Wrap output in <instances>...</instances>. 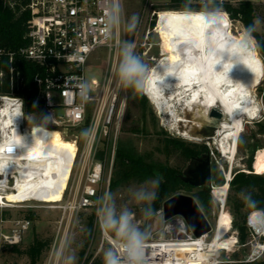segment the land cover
I'll use <instances>...</instances> for the list:
<instances>
[{
  "label": "built area",
  "instance_id": "obj_1",
  "mask_svg": "<svg viewBox=\"0 0 264 264\" xmlns=\"http://www.w3.org/2000/svg\"><path fill=\"white\" fill-rule=\"evenodd\" d=\"M240 1L216 0L219 4H236ZM28 7L32 16L26 34L27 44L17 49L0 47V84L6 79L11 90V94H0V118H3L5 110L9 114L8 124L0 120V146H4L2 153L7 156L17 154L20 147L6 141L11 127L17 124L25 132L33 126L26 124L29 115L24 112L25 98L18 93L25 85L19 67L20 61L24 60L35 67L32 84L36 96L34 111L30 114L41 117L44 122L41 127L57 130L63 139L74 146L72 153L60 154V158L69 163L61 199L67 197L65 209L78 212L93 207L101 196L104 182L109 184L119 143L125 104L120 101L122 86L117 81L115 71L119 62V48L125 38L120 34L118 23L112 20L117 15L118 1L32 0ZM98 48L106 49L108 61L99 79L87 80V62ZM80 84L91 89L86 103L81 98ZM90 128L94 129V134L85 140L82 132ZM9 148H13V152H9ZM29 169L36 170L32 167ZM253 171L256 173L254 168ZM232 178L229 167L221 185L211 183L209 186L217 207L214 228L208 221L210 230L195 237L182 216L175 215L163 220L158 237L146 241L143 264H251L263 259L264 233L255 230L249 222L253 210L246 217L250 235L248 256L236 261L224 258L233 254L240 245L238 231L233 228L227 209ZM14 184L15 177L8 174L6 190L14 191ZM4 204L0 202V207ZM161 212L162 209L157 214ZM223 215L229 217V225L221 238L215 241ZM30 223L29 219L11 221L8 232L0 233L4 244H19ZM231 237L235 241L225 243ZM112 245L114 249H122L119 241L112 242Z\"/></svg>",
  "mask_w": 264,
  "mask_h": 264
},
{
  "label": "rangeland",
  "instance_id": "obj_2",
  "mask_svg": "<svg viewBox=\"0 0 264 264\" xmlns=\"http://www.w3.org/2000/svg\"><path fill=\"white\" fill-rule=\"evenodd\" d=\"M117 1L120 9L118 23L120 34L125 40L136 43V53L150 68L153 67L156 60L161 56L179 51L176 46L178 36V20L176 16L183 9L167 8V3H162V1L167 0ZM244 1H250L254 5V30L258 34L261 44L264 46V0ZM133 14L139 16V23L133 32H129L127 31V22L128 18ZM227 17L231 23V31L244 39L247 46L248 59L260 71L257 85L254 88V95L255 101L261 110L256 118L245 119L243 130L236 143L232 164L231 161L220 155L214 131H206L205 129L203 132L198 133V135L202 136V139L199 140L180 136L175 129L167 126L166 119L168 118L166 116H164L165 118L163 117L145 92L142 95L146 98L150 115L153 117V123L152 125L148 123L139 125L137 121L139 119L138 108L132 97H130L128 89L121 87L120 101H123L125 106L120 127L119 143L132 146L138 153H143L145 158L150 156V160L153 161L152 163L163 164L168 168L176 170V176L180 180L185 176L187 168L202 155H197L186 161L178 150L172 148L168 151L165 150L164 139L176 138L186 144L205 145L208 148L210 156L211 170L219 171L223 182L224 173H227L229 167H231V171L240 169L249 172L248 166H250L254 173L255 155L259 150H264V135L257 133L258 123L264 121V105L262 102L264 53L252 35L248 34L254 39L255 43L246 36L244 32L246 30L240 21L230 19L228 14ZM107 61L108 54L106 49L98 48L87 62L88 68L85 73L87 80L90 78L99 79ZM27 115H29V120L26 124L44 125L43 119L35 113ZM133 126L141 127V132H132L130 128ZM207 135H209V139H205ZM212 183L213 185H221L216 179H213ZM197 190L198 188L186 190V192L178 190L169 193L166 199L179 193L192 196ZM140 191L155 192L154 178L149 177L144 180L132 179L114 186H111L110 182L109 184L104 182V188L97 203L93 207L78 212L65 209L68 204L67 197L61 199L56 205H54L55 203H43L34 200L21 203L5 202L4 206L0 207V233H7L13 220L29 219L31 221L30 227L25 232L23 240L19 243V247L24 249L34 237L50 242L49 248L42 252L36 264H94L96 262L103 264L104 252L109 247L113 248L112 242L119 240L114 237V234L102 231L100 227L101 210L105 207L114 206L116 214L119 215L126 209L134 214L133 223L144 229L150 224V220L145 218L143 211L148 205L139 202L137 199ZM187 191H190V194ZM212 203V211L207 219L214 228L217 207L213 200ZM162 204L154 212V215L157 214L158 210L162 209ZM91 216H93L92 236L86 246L85 234L87 223ZM161 227L162 225L157 229L152 228L151 236L148 240H155L160 234ZM249 239L250 235L247 229V236L244 241H240L238 249L233 254L224 256V258L231 261L244 260L250 252ZM3 245L4 242L0 237V248ZM82 250H84V253L81 255ZM70 257L73 259H69ZM258 261L264 262V258ZM28 262V258L23 255L11 252L0 253V264H28Z\"/></svg>",
  "mask_w": 264,
  "mask_h": 264
},
{
  "label": "bare ground",
  "instance_id": "obj_3",
  "mask_svg": "<svg viewBox=\"0 0 264 264\" xmlns=\"http://www.w3.org/2000/svg\"><path fill=\"white\" fill-rule=\"evenodd\" d=\"M223 13L220 25L213 28L198 15L190 14L185 20L177 14L179 51L156 60L152 67L156 71L149 74L145 94L168 118L167 126L180 136L199 140L202 136L198 133L214 131L220 155L232 164L245 119L256 118L261 110L254 95L260 71L248 59L244 39L231 31V23ZM212 109L221 116H211ZM3 114L0 120L8 124V110ZM11 129L6 141L18 145L20 151L7 156L2 153L4 146H0V202L34 200L56 205L69 172V163L60 154L72 153L73 144L57 130L40 125L25 132L17 124ZM254 170L264 174V150L256 153ZM8 174L15 177L14 191L6 190ZM228 225L229 217L221 216L215 241ZM234 241L231 237L225 243Z\"/></svg>",
  "mask_w": 264,
  "mask_h": 264
},
{
  "label": "trees",
  "instance_id": "obj_4",
  "mask_svg": "<svg viewBox=\"0 0 264 264\" xmlns=\"http://www.w3.org/2000/svg\"><path fill=\"white\" fill-rule=\"evenodd\" d=\"M31 2L32 0H0V47L17 49L27 44L26 34L29 31V22L32 16L28 6ZM219 5L222 7V10L228 14L230 19L238 20L243 24L246 30L244 31L246 36L255 43L254 39L248 34L252 35L257 40L261 51L264 53V46L261 44L259 36L254 30V5L250 1L244 0L236 4L226 2ZM166 7L171 9H184L187 7L191 10H200L201 2H199V0H169ZM19 67L24 76L25 85L18 93L25 98V114H30L34 111L33 101L36 96L32 84L35 67L33 64L24 60L20 61ZM128 92L138 108L139 119L137 121L139 125H145L146 123L152 125L153 117L150 115L146 98L142 94H134L131 89H128ZM0 94H11L6 79H3L0 84ZM262 102L264 105V89L262 90ZM130 130L136 133L141 132L142 128L133 126ZM257 133L264 135V121L258 123ZM164 148L167 151L170 148L178 150L186 161L197 155L208 153V148L205 145L186 144L176 138L164 139ZM152 162L150 156L145 158L143 153H138L132 146L118 143L110 185L114 186L132 179L144 180L149 177L154 178L156 199L151 204L154 212L160 208L162 202L165 201L169 193L178 190H192L198 188L197 192L193 194L192 197L197 202L203 214L208 218L213 206L209 187H192L176 176V170L168 168L163 164ZM248 169L249 172L240 169L232 171L233 178L230 181L229 194L227 197V209L231 215L233 228L238 231L239 240L241 242L244 241L247 236V214L253 210V207L249 205L248 198L251 197L252 200L255 201V208L264 210V174L253 173L250 166H248ZM158 177H162L159 185L156 184ZM213 179H216L219 184L223 183V178L219 171L212 170V181ZM92 229L93 216L89 217L87 223L85 234L86 246L91 239ZM49 246V241L34 237L24 249H21L19 244H4L0 248V253L11 252L23 255L28 258V264H36L42 252L48 249ZM83 253L84 250H82L80 254L82 255ZM94 264L100 263L96 262ZM251 264H264V262L256 261Z\"/></svg>",
  "mask_w": 264,
  "mask_h": 264
},
{
  "label": "clouds",
  "instance_id": "obj_5",
  "mask_svg": "<svg viewBox=\"0 0 264 264\" xmlns=\"http://www.w3.org/2000/svg\"><path fill=\"white\" fill-rule=\"evenodd\" d=\"M201 7L199 11H192L190 8H184L178 14L185 20L190 19L191 15H198L201 20L210 28L218 27L224 15L222 7L217 4L216 0H200ZM119 7L117 15L112 17L113 23H119ZM111 15V14H110ZM139 23V16L133 14L128 18L127 31L133 32ZM156 70L150 68L142 58L136 53V45L134 42L125 40L119 48V62L116 66L115 75L118 83L125 89H131L134 94H142L149 85V74ZM167 71V69H163ZM81 90V98L86 103L89 100L90 86L85 88L83 84L79 85ZM44 119H49L45 117ZM94 134V129H86L82 132L85 140ZM162 177H158L156 184L159 185ZM137 199L139 202L147 204L144 211L146 219L150 220V224L144 229L133 223L134 214L128 210L116 214L115 208L105 207L101 210L100 227L102 231L114 234L119 240L122 249L117 250L109 247L104 252L103 264H143L144 249L146 241L151 236L152 228L155 224L156 215L151 207L152 202L156 199L155 192L140 191ZM249 205L253 207V211L249 215L250 226L255 230L264 233V210L255 208V201L251 197L248 198ZM121 252L123 255H121ZM126 258V261H125ZM73 259V258H69ZM251 260V257L248 258Z\"/></svg>",
  "mask_w": 264,
  "mask_h": 264
},
{
  "label": "water",
  "instance_id": "obj_6",
  "mask_svg": "<svg viewBox=\"0 0 264 264\" xmlns=\"http://www.w3.org/2000/svg\"><path fill=\"white\" fill-rule=\"evenodd\" d=\"M61 113V112H60ZM210 115L219 118L221 114L212 109ZM183 182L193 187H209L212 183L211 161L208 153L202 154L187 168ZM180 215L187 222L195 237H199L210 230V224L199 208L195 199L186 194H175L162 204V212L156 214L154 229L162 225L163 220Z\"/></svg>",
  "mask_w": 264,
  "mask_h": 264
},
{
  "label": "flooded vegetation",
  "instance_id": "obj_7",
  "mask_svg": "<svg viewBox=\"0 0 264 264\" xmlns=\"http://www.w3.org/2000/svg\"><path fill=\"white\" fill-rule=\"evenodd\" d=\"M211 171H212V170H211ZM182 181H183V180H182ZM184 183H186V182H184ZM186 184L190 185L189 183H186ZM190 186H191V185H190ZM192 187H193V186H192ZM179 191H183V190H179ZM184 191L186 192V190H184ZM189 192H190V191H187L188 194H190ZM186 195H187V194H186ZM190 196H191V195H190Z\"/></svg>",
  "mask_w": 264,
  "mask_h": 264
},
{
  "label": "snow or ice",
  "instance_id": "obj_8",
  "mask_svg": "<svg viewBox=\"0 0 264 264\" xmlns=\"http://www.w3.org/2000/svg\"><path fill=\"white\" fill-rule=\"evenodd\" d=\"M9 152H13V148H9V150H8Z\"/></svg>",
  "mask_w": 264,
  "mask_h": 264
},
{
  "label": "crops",
  "instance_id": "obj_9",
  "mask_svg": "<svg viewBox=\"0 0 264 264\" xmlns=\"http://www.w3.org/2000/svg\"><path fill=\"white\" fill-rule=\"evenodd\" d=\"M169 2V0H167V1H162V3H168Z\"/></svg>",
  "mask_w": 264,
  "mask_h": 264
}]
</instances>
